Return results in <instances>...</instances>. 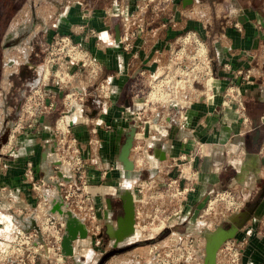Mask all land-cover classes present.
<instances>
[{
    "label": "crops",
    "instance_id": "crops-1",
    "mask_svg": "<svg viewBox=\"0 0 264 264\" xmlns=\"http://www.w3.org/2000/svg\"><path fill=\"white\" fill-rule=\"evenodd\" d=\"M12 1L8 22L12 21L18 30L22 29L15 42L22 40L30 47L36 39L40 42L58 32L69 34L98 62L97 74L108 82L109 96L98 98L83 94L82 100L77 98L66 103L60 94L63 91L61 85L43 82L46 101H53L54 106L35 114L30 126L15 131V134L13 131L8 137L7 151H1L6 143L0 147V225L2 227V221L9 222L6 231L10 233L15 226L26 228L28 218H31L27 209L33 205L34 196L22 177L25 161H31L36 176L45 177L58 171L53 167L57 162L53 125L60 114L78 141L84 177L101 230L107 224L114 226L116 216L121 214L119 195L124 189L131 192L134 208H138L135 203L139 196L138 186L143 182L160 185L162 178L174 176V164L179 155L194 151L198 145L201 153L192 163L197 170L194 187L180 202L177 215L182 222L189 210L193 214L206 193L215 187L231 185L234 193L242 195L252 176L264 174V0ZM138 14L143 27L127 37L126 31L122 32L121 22L123 20L127 26ZM37 25L42 28L40 39L34 33ZM186 29L195 31L206 46L210 77L205 80V89L208 88L209 93L206 95L202 90L183 104L168 106L157 117L149 113L151 123L142 121L146 115L139 112L142 125L138 126L134 120L131 93H142L143 74H158L160 59ZM115 30L117 38L114 37ZM126 40L128 44L124 46ZM16 46V52L7 56L5 64L26 66L35 72L37 64L33 55L37 54L36 49ZM11 70L14 74H9L8 79L14 82V77L18 78L20 74L19 70ZM68 70L77 95L91 88L83 69L71 66ZM229 85L238 91L247 121H242L241 112L234 109L232 101L225 105L220 103ZM2 88L0 85V95ZM16 88L13 83L9 92L14 94ZM130 126L135 129L132 139L135 147L129 151L133 170L125 175L117 160V151ZM245 136L254 144L249 153L250 166L242 169ZM132 150L137 152L136 157L131 155ZM159 153H163L162 159ZM147 160L152 167L147 166ZM54 205L66 210L58 196L51 198L50 211ZM72 216L85 230L82 221ZM250 219L234 234L243 242L240 264H264V241L254 233L250 234L246 224ZM161 226L163 224H158V229ZM103 233V246H94L85 235H76L68 253L61 250L63 264H98L112 242L105 229ZM136 239L132 233L123 243ZM139 251L130 248L109 256L100 264H142ZM35 262L48 264L38 258Z\"/></svg>",
    "mask_w": 264,
    "mask_h": 264
},
{
    "label": "built area",
    "instance_id": "built-area-1",
    "mask_svg": "<svg viewBox=\"0 0 264 264\" xmlns=\"http://www.w3.org/2000/svg\"><path fill=\"white\" fill-rule=\"evenodd\" d=\"M138 19V26L135 29L142 28L140 17H138ZM135 29H129L127 36H132ZM188 32H191L190 35H193L194 37L193 30H188L185 34H187ZM196 39L197 38L194 37V40ZM49 44L50 49L48 50V53L52 52L51 49L55 47V44L59 45L56 48L60 49L61 54H58L56 56H49L48 59L53 60V58H56L55 60L57 61L58 67L57 71H59L61 74L63 72L68 74V68L71 66H76L87 71L86 81L89 82L88 85L91 88L87 90L84 89L81 94L79 93V95H77V92H75L74 89L65 92L64 98L66 99V103H70L71 100L77 98L82 100L83 94H88L98 98H106L109 96L108 82L103 77H97V71L99 69L98 62H96L78 43L72 41L69 34H55ZM126 44L127 43H123L124 46ZM73 51L77 53V56L72 54ZM197 56V54L194 55V57L196 58ZM198 61H200L201 64L199 69H197L196 71L198 72V76L209 74L210 69L208 60L207 66L202 65L201 59H198ZM151 87L152 85H150V88ZM164 87L168 88L169 91L171 89L168 85H164ZM140 95L141 94L137 91H133L131 93V96L133 97L132 104L135 107L134 112L136 118H139V112H141V110H145L146 105L145 100L139 102L138 99L140 98ZM36 100L37 101L35 102V107L32 108L31 104L29 103L26 105V111L28 112V115L26 117L20 114L16 118V121L12 126V128L14 129L11 128V130H9V136H11L13 131H18L19 129L30 126L31 119L35 114L44 113L54 106L53 101H46L44 92H40L38 94V99ZM228 101H232L231 103H233L234 109L237 112H241L240 116L242 121H247L246 116L243 114L244 107L242 100L238 95V91H236L232 87V85H229L225 88V93L220 103L222 105H225L229 103ZM177 102L180 101L177 99L176 103ZM31 108L35 112H31ZM142 121L149 122V118L145 117ZM53 136L54 153L57 160L53 167L54 169L60 171V175H57L54 171H52L45 177L34 175L32 170V163L29 159L25 161L22 170L23 180L28 184L34 196L33 205L27 209V214H29V216L33 219L36 229H34L33 227L26 229L21 226H15L12 229V237L10 240V245L12 247L11 256L17 264H35V260L37 258L47 262L48 264H63L64 260L60 241L64 232L65 222L62 214H59L56 211L49 210L50 200L54 196H58L59 199L63 202L64 208L82 221L85 228V237L87 238V240L94 246H103L101 226L96 218L94 203L91 197V193L89 192V184L84 177V161L80 152V147L76 137L69 130L61 114L58 115L54 120ZM131 147L134 148L135 145H131ZM200 153L201 149L198 145L196 146V149L194 151L181 153L179 155L180 157L178 162L174 164V167L176 168L175 171L177 172L174 176L167 177L166 181L162 183V185H166L167 187L165 190L170 189V191H168V193H166L164 197L166 198L167 203H163L162 196H159L158 203L150 205L151 210L148 213H146L149 205L147 204L148 199L147 197H144V195L142 196L143 185L138 186L137 192L139 196L135 199V203L138 204V208H134V228L138 226L139 214L148 218V227L161 221L163 226H161L158 230L150 229V232H152L150 236L152 237L172 221L168 220L171 215H173L172 217L178 215L180 204L179 202L176 203L175 201H173V198L180 193L184 198V195H186L193 189L197 170L192 163L194 157L196 155H199ZM140 163L141 158L138 159V164ZM147 166H153L151 165L149 160H147ZM233 193L234 192L229 188L222 189L215 191L211 197L214 198V200H221L222 198H218L216 195H222L224 197V200H229V202H231V206H235L233 205L234 202L232 200ZM208 200L206 201L208 202ZM174 202L176 204H173ZM23 212L25 211H22V213ZM37 238H39V240H37ZM237 245H233L232 242H228V240H225L220 245L219 249L223 247L225 253L229 255L234 254V258H237L236 254H238L239 249L238 247H236ZM154 247L155 246L151 244V246L148 248L146 253L147 257H150L151 254H154V256L150 261H146L144 264H180V260L181 258H183V252L178 245H175V247L179 252H173L174 247L166 248V250L162 252H156L155 250L152 251ZM186 253H188V251H186ZM6 258L4 260H6ZM234 263H237V259H235Z\"/></svg>",
    "mask_w": 264,
    "mask_h": 264
},
{
    "label": "rangeland",
    "instance_id": "rangeland-1",
    "mask_svg": "<svg viewBox=\"0 0 264 264\" xmlns=\"http://www.w3.org/2000/svg\"><path fill=\"white\" fill-rule=\"evenodd\" d=\"M4 1L5 0H0V6L1 3ZM25 11L28 12V9H26ZM2 12L3 10L0 7V13ZM138 17H140L139 14L134 16V18L136 19L133 20L132 22L128 21L130 22V24L127 26L124 25V21L122 20L121 22L123 26L122 32L126 31V36L127 33L129 32L128 31L129 29L132 28L135 29L138 26L137 25ZM35 19H38V17H36ZM4 26L6 29H8V31H12V32H14L17 29L15 25L12 23V21L7 22ZM141 27H143L142 21H141ZM188 30L191 31L192 29H186L180 32L179 37L172 42L170 50L162 59H160L159 66H161V68L157 70L159 71L158 74L151 75V73H147V72L143 74L145 75V79H144L145 86L138 100L139 102L144 100L146 101L145 110L144 111L141 110L142 114H144V116L146 115V118H150L149 113H151L153 117H157L160 111L167 109L168 106L171 107L173 103H176L177 99L180 102H177L176 104H180V103L183 104L186 102V100L197 95L202 90H204V93L206 95L209 93L207 90L208 88L205 89V87H207V85L205 84V80L207 77H210V75L206 73L207 75L198 76V72H196L201 65L198 59H201L202 65L207 66V57L205 55L206 46L204 42L203 43L200 42L201 39L195 31H194V37H196L198 41L197 39L194 40L193 35H190L191 32L187 33L189 35L185 34ZM41 32H42L41 26L37 25L36 31L34 33L38 35L39 39L41 38L40 35ZM55 34H63V33L58 32ZM53 36L48 37L46 40L42 39L40 42L38 39H36L31 42L30 47L24 45L25 43L21 40L19 42L17 41L13 43L10 47L8 46L3 48L2 51L3 60H6L7 56L16 52V49L14 48L17 47L16 45H19V47L22 48L24 47L25 49L28 48V50L29 49L33 50L35 48L37 54L33 56H36L35 61L37 64V69L34 72L29 70L26 66L21 67V65H13L9 67L5 64V66L3 67L2 69L3 78L0 80V85H3L2 89H4L2 91V95H0V105H1L0 130L3 127L1 122L2 117L8 118V121L5 124H8L9 130H11L12 126L14 125V122L16 121V118L20 114H22V116L24 117L28 115V112L26 111V105L29 103L31 104L32 108L35 107L36 105L35 102L37 101L36 99H38V94L40 92H44L42 87L44 81H46L48 84L51 83L53 85H58V84L61 85L60 88L61 90L63 89V91L60 94L62 97L64 96L63 94L65 92L73 90V85L70 76L71 71L68 72L69 75L66 74L65 72L61 74L59 71H57L58 67H57V61L55 60L56 58H53V60L48 59L49 56H56L58 54H61L60 49L56 48L59 46L58 44H55L54 45L55 47L51 49L52 52L48 53V50L50 49L49 43L51 42ZM124 43L128 44V41L126 40V42ZM201 50H203L204 52L200 53ZM72 54L77 56V53H75V51H73ZM196 54L198 55L197 58L194 57V55ZM20 68L23 69V73L21 72L19 75L20 77L18 78L15 76L14 82H11L7 78L9 74L10 76L14 74V72H12L11 69L20 70ZM83 70H84L83 74L84 75L86 74L87 76V71L85 69ZM23 74H25L24 76L25 80L22 79ZM97 77L101 78V75L97 74ZM13 83L14 84L16 83V87H17L16 91L13 92L14 94L9 92L11 89V85ZM150 85H152L151 88ZM164 85H168L171 88L170 91L168 90V88H165ZM151 92H157L153 98H150ZM159 92L160 93L163 92L166 94L164 97H161L157 95ZM32 108H31V112L32 111L35 112ZM138 116L140 118V114H138ZM134 120L137 122L136 124L138 126L142 125V122H140L138 118H134ZM149 123H151L150 119H149ZM7 141H10V138ZM8 144L9 143L6 142V144H4L1 147V151L3 152L7 151L6 149L8 148ZM130 153L134 157L137 156V152L135 150H132ZM176 172L177 171H174V173ZM165 181H166V177H164V179L162 178L161 182L164 183ZM162 183L161 185H156L153 182H150V184L143 182L142 196L144 195V197H147L148 199L147 204H149L146 213L150 212L151 210L150 205H154V203H158L159 196H162L163 203H167L166 198L164 197L166 193L170 191V189L165 190L167 187L166 185H162ZM230 186L229 185L218 186L212 189L211 191H209L208 193H206V195L203 197L204 200H202L199 206L196 207V211L193 214H191V210H189L183 222L180 221V219L177 216L172 217L173 215H171L168 218V220L169 221L172 220V221L168 225L164 226L152 237L150 236V234L152 233L150 232V229L155 230L156 228L153 226H155L156 224L158 225L160 223L162 224V222L159 221L156 224L148 227V223H147L148 218L139 214L138 226L134 228L133 231V234H135L137 237V239L134 240L136 245L131 248H138L140 250L139 251L140 259L144 261L142 264H144L146 261H150L151 258L154 256V254L151 255L149 254L150 257H147L146 255L147 250L151 246V244L155 246L152 249V251L155 250L156 252H162L169 247H174L173 252H179L175 247V245H178L183 252V258H181L180 264L182 263L202 264L203 242L206 233L211 232L215 228L219 227V225L222 222H225V217L227 216V214L232 210H234L233 209L234 206H231L232 205L231 202H229V200H224V197L221 200H215L212 204H209V201L211 200L212 198L211 196L215 191L228 189V188L230 189ZM236 194L237 193H233V198H232L234 202L233 205H235V203L238 200ZM186 196L187 194L184 195L183 198L181 193L177 194V196L173 198V201H175L176 203L179 202L180 204L182 199H185ZM216 196L218 198H221L219 194ZM206 200H208V202ZM192 208L193 207H191V209ZM0 211L2 210L0 209ZM246 224L247 227H249L248 230H250L251 235L254 233V235H257L258 239L264 241L263 200L262 203H260L259 207L254 212V214L251 216V219L248 220ZM8 226H9V222H5V221L4 222L2 221V227L0 225V264H17L14 261L13 257L11 256L12 252L11 253L8 252L7 254L8 256L6 260H4L3 258L4 257L3 251L7 247V245L10 244V240L12 237V233L11 232L9 233L5 229ZM235 236L228 238L226 240H228V242H232L233 245L238 244L236 246L239 248L238 254H236L237 258H234V254L229 255L225 253L223 247L219 249L220 245L225 241L224 240L216 250L215 264H235L234 263L235 259H237L236 264H240V260H241L240 253H241V248L243 246L242 244L243 242L237 238L239 235H237L236 238ZM103 243H105V241H103ZM186 251H188V253H186Z\"/></svg>",
    "mask_w": 264,
    "mask_h": 264
},
{
    "label": "water",
    "instance_id": "water-1",
    "mask_svg": "<svg viewBox=\"0 0 264 264\" xmlns=\"http://www.w3.org/2000/svg\"><path fill=\"white\" fill-rule=\"evenodd\" d=\"M118 32L115 30L114 37L117 38ZM135 129L130 126L125 132L122 143L120 144L117 151V160L120 164L125 175H128L133 170V162L129 158V151L132 145V139L134 136ZM9 136V130L6 128L3 136L0 139V145L7 142ZM156 154V152H155ZM164 157L163 153H159V158ZM60 175V171L56 172ZM122 212L116 216L114 220V226L107 224L105 232L107 236L112 240L110 249L104 251L98 260V264L102 263L105 259L113 254L123 252L131 247L135 246V241L129 243H123V240L131 235L134 231V203L132 199V194L128 189H124L120 195ZM255 204L248 206L245 210L235 213L233 216H228L227 218L232 222V224L227 228H215L211 232H207L204 237L203 242V254H202V264H215V253L219 245L226 239L234 236L236 230L241 227L244 222L249 218ZM57 206L54 205L51 211H56L62 214L64 217V232L61 237L60 246L61 250L68 253L70 249L71 240L77 235L83 237L85 235V230L82 228L81 224L76 222V219L68 211H62ZM29 223L26 229L33 227V219L28 218ZM168 230V229H167ZM77 233V234H76ZM39 240V238H37ZM64 260V256H63Z\"/></svg>",
    "mask_w": 264,
    "mask_h": 264
},
{
    "label": "flooded vegetation",
    "instance_id": "flooded-vegetation-1",
    "mask_svg": "<svg viewBox=\"0 0 264 264\" xmlns=\"http://www.w3.org/2000/svg\"><path fill=\"white\" fill-rule=\"evenodd\" d=\"M13 3L14 1L12 0H5L4 2L1 3V6H0L1 9L3 10V12L0 13V80L3 78L2 69L5 66V60L2 59L3 48L8 47V46L10 47L15 42L16 38H18L22 33V29L18 30L17 28L14 32H12V31H8V29H6L4 26L8 22V19L10 17L11 8H12ZM21 72L23 73V69L19 70V74ZM23 80H25L24 76H23ZM7 121H8V118L5 117L3 119L4 124L2 123L3 127L0 130V139L3 136L6 128L9 130V125L5 124ZM253 144L254 143L251 142L250 138L245 136L244 141H242V152H241L242 169L249 168L250 166L248 165L249 153L251 151V148L253 147ZM244 188H245V193H243L242 195L238 193L236 194L237 195L236 197L238 198V200L233 208L234 210H232L231 212L227 214V216L225 217V222H222L219 225V227L221 228L229 227L232 224V222L227 218L228 216H233L235 213L241 212L245 210L248 206L255 204L254 209L252 210L249 216L250 218L254 214L256 209L259 207L260 203H262V200L264 203V174L258 177L252 176L250 182H247ZM104 229L105 228H103V230ZM103 230H101V233L103 234V238H104L105 235L103 233ZM155 230H158V228H156Z\"/></svg>",
    "mask_w": 264,
    "mask_h": 264
},
{
    "label": "bare ground",
    "instance_id": "bare-ground-1",
    "mask_svg": "<svg viewBox=\"0 0 264 264\" xmlns=\"http://www.w3.org/2000/svg\"><path fill=\"white\" fill-rule=\"evenodd\" d=\"M203 52H204L203 50L200 51V53H203ZM158 73H159V72H158ZM45 74H46V73H45ZM156 74H157V73H156ZM156 93H157V92H151V93H150V98H153L154 95H156ZM165 94H166V93H163V92L160 93V92H159L157 95H158V96H161V97H164ZM220 197L223 198L222 195H220ZM215 198H216V197H215ZM214 201H215L214 198L211 199V200L209 201V204H212ZM154 227L158 228V225L156 224ZM3 252H4V254H3L4 257H3V258L5 259V258L8 256V255H7L8 252H10V253L12 252V247H11V245L8 244L7 247L4 249Z\"/></svg>",
    "mask_w": 264,
    "mask_h": 264
}]
</instances>
